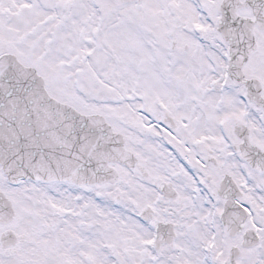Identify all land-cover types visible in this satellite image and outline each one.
Segmentation results:
<instances>
[{"label": "snow or ice", "instance_id": "1", "mask_svg": "<svg viewBox=\"0 0 264 264\" xmlns=\"http://www.w3.org/2000/svg\"><path fill=\"white\" fill-rule=\"evenodd\" d=\"M0 264H264V0H0Z\"/></svg>", "mask_w": 264, "mask_h": 264}]
</instances>
